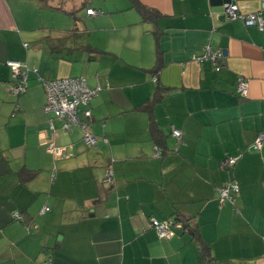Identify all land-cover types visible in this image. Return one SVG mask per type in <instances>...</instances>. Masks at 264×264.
I'll use <instances>...</instances> for the list:
<instances>
[{"label":"crops","instance_id":"obj_1","mask_svg":"<svg viewBox=\"0 0 264 264\" xmlns=\"http://www.w3.org/2000/svg\"><path fill=\"white\" fill-rule=\"evenodd\" d=\"M137 1L156 13L152 21L114 0L80 35L77 20L63 28L46 19L84 3L0 0V264H200L192 231L215 264H264V140L252 148L264 132V27L223 18L230 2L264 19V0ZM205 47L221 53L219 72L194 60ZM8 61L30 70L21 95ZM77 76L100 87L89 103L93 146L43 111L41 81ZM157 86L160 155L149 114L136 110ZM50 143L64 154L55 157ZM227 157L237 159L231 170L220 168ZM26 170L35 176L23 182ZM228 181L239 186L233 205L218 201ZM152 220L176 221L170 239Z\"/></svg>","mask_w":264,"mask_h":264},{"label":"built area","instance_id":"obj_2","mask_svg":"<svg viewBox=\"0 0 264 264\" xmlns=\"http://www.w3.org/2000/svg\"><path fill=\"white\" fill-rule=\"evenodd\" d=\"M224 15L223 18L228 21L240 20L247 27L253 26L263 30L264 19L260 13L243 14L239 12L238 6L234 3H225L223 5ZM98 12L88 9V15H95ZM26 47L27 45L24 44ZM194 60L202 64L209 62L216 72L222 68L221 60L222 55L219 51H215L210 47H205L201 54L197 55ZM7 66L12 71V79L14 80L13 93L21 95L27 89V73L30 71L28 67L18 61H8ZM33 71H36L35 69ZM44 94L45 104L43 111L51 115L52 118L58 119L63 122L62 130L68 131L71 127H77L82 132V139L87 146L96 145V139L88 132V120L91 117L89 103L100 90L99 86L90 87L87 84L85 77H63L51 81H41ZM236 92L241 97H246L248 93V83L242 77L236 81ZM52 118L49 119V126L52 127ZM172 135L177 141L181 139V132L173 129ZM264 140V132L260 133L256 143L252 146L254 150L260 148ZM49 151L55 157H61L64 154L63 148L55 147L52 143L48 146ZM159 155V152H157ZM236 158H227L222 163V168L231 167L236 163ZM111 175V173H110ZM239 188L236 183L226 184L225 187L218 189L220 202L229 201L231 204L235 201V195L238 194ZM48 211L47 207L42 209V212ZM16 219H20L17 213L14 214ZM171 221L159 222L157 220L151 221V227L156 231L160 239L170 238L171 235Z\"/></svg>","mask_w":264,"mask_h":264},{"label":"trees","instance_id":"obj_3","mask_svg":"<svg viewBox=\"0 0 264 264\" xmlns=\"http://www.w3.org/2000/svg\"><path fill=\"white\" fill-rule=\"evenodd\" d=\"M130 1L132 3L133 8L140 14L143 21L148 22V21H152L155 18L156 13L154 11L142 6L137 0H130ZM70 14H73V13H70ZM160 66H161V63H160L159 59L157 58L156 64L152 68V72L156 73L160 69ZM161 90H162V88L157 86L156 91H155V95L153 96V98L151 100H149L145 105L138 107L136 109V110H140V111H145L149 114V129L151 132V137L153 138V140L155 142L156 148H158V150H159V155H160V153H163V146H162L163 138H162L161 134L159 133L156 124L154 123V119L152 116V108H153V105L159 101V98L162 95V94H160ZM227 158H230V157H227ZM227 158H225L224 160H226ZM232 158H234V157H232ZM224 160H222L220 163L221 169L231 170L235 167L236 163L231 167L222 168L221 165L224 162ZM236 162H237V160H236ZM19 176L23 182H27V181H30L34 178L35 172L26 170V171L20 172ZM229 183H236V182L235 181H228L223 186H221L219 188L225 187L226 184H229ZM219 188L216 189L217 193H218ZM238 188H239V186H238ZM237 195H239V192H238V194L235 195V200H236ZM218 201H219V203H225L226 202V203L231 204L229 201L220 202L219 194H218ZM233 204L234 203H232V205ZM18 215H19L20 219H16L14 217V215H13V218L16 221L24 222V220H23L24 217L20 216V214H18ZM176 218H177L176 220H178V223L182 224L181 225L182 228H186V229L189 228L188 223H187V219H183V218L178 217V216ZM171 222H172V226H175L176 221L171 220ZM172 226H171V229H172ZM171 234H172V232H171ZM192 235H193V239L195 240L196 245L198 247L199 263L200 264H215V259L211 255V250H210L208 243L201 237V235L196 233V231H192ZM170 237H171V235H170ZM162 239H165V238H162ZM168 239H170V238H168Z\"/></svg>","mask_w":264,"mask_h":264},{"label":"rangeland","instance_id":"obj_4","mask_svg":"<svg viewBox=\"0 0 264 264\" xmlns=\"http://www.w3.org/2000/svg\"><path fill=\"white\" fill-rule=\"evenodd\" d=\"M74 1H78V6L80 3H84L83 7H78L79 9H75V11L73 12V14H59L58 11H56L54 15L52 16H48L47 17V21L48 22H53L55 25H63L64 27H70L72 26L75 22V20H77V26L78 29L82 31L80 35L85 34V29H84V25H86L88 27V29H91L92 27L96 26V21H100L97 19V17H104L105 15L107 16L106 11L108 10V5H110V2H113L114 0H74ZM66 8H71L68 7L67 5ZM85 6L86 7H90L92 9L97 10V11H102L101 15H98L96 17H89L86 15V10H85ZM103 22V21H100ZM87 37V33L86 36ZM99 38H96V40H98ZM79 77V76H77Z\"/></svg>","mask_w":264,"mask_h":264}]
</instances>
